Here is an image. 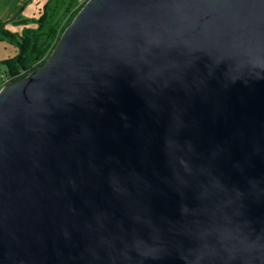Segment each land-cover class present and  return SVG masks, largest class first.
I'll return each mask as SVG.
<instances>
[{"label": "water", "instance_id": "1", "mask_svg": "<svg viewBox=\"0 0 264 264\" xmlns=\"http://www.w3.org/2000/svg\"><path fill=\"white\" fill-rule=\"evenodd\" d=\"M0 264H264V0H87L0 88Z\"/></svg>", "mask_w": 264, "mask_h": 264}, {"label": "trees", "instance_id": "2", "mask_svg": "<svg viewBox=\"0 0 264 264\" xmlns=\"http://www.w3.org/2000/svg\"><path fill=\"white\" fill-rule=\"evenodd\" d=\"M87 0H46L37 17L15 20L14 28L0 20V40H7L17 53L0 61V88L16 81L42 65L56 46L66 26Z\"/></svg>", "mask_w": 264, "mask_h": 264}, {"label": "rangeland", "instance_id": "3", "mask_svg": "<svg viewBox=\"0 0 264 264\" xmlns=\"http://www.w3.org/2000/svg\"><path fill=\"white\" fill-rule=\"evenodd\" d=\"M46 0H0V20L6 21L10 28H14V21L21 18L37 17ZM18 49L7 40H0V61L13 57ZM0 63V71L3 70ZM2 78L0 76V84Z\"/></svg>", "mask_w": 264, "mask_h": 264}]
</instances>
